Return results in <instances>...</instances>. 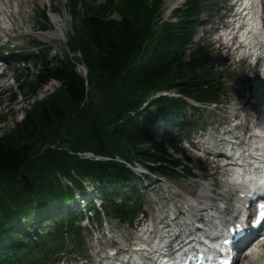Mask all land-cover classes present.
I'll list each match as a JSON object with an SVG mask.
<instances>
[{
    "label": "trees",
    "instance_id": "trees-1",
    "mask_svg": "<svg viewBox=\"0 0 264 264\" xmlns=\"http://www.w3.org/2000/svg\"><path fill=\"white\" fill-rule=\"evenodd\" d=\"M164 1L108 0L93 6L73 0L77 17L70 51L51 57V48L35 40L32 45L41 50L23 53L21 61L37 67L35 74L19 77L25 96H37L53 80L60 85L0 136V264H52L65 251L87 256L84 212L70 206L78 192H86L77 176H88L99 187L108 214L133 223L141 213L145 200L131 168L70 151L136 158L151 172L171 177L195 175L155 139L150 125L160 113L170 126L182 125L189 111L199 110L185 98L157 93L176 90L214 103L227 91L225 72L216 68L210 48L203 43L191 48L201 15L215 0H185L166 19L160 10ZM83 3L79 18L76 10ZM114 12L121 17H112ZM40 15L48 22L47 9ZM79 64L87 67L86 77ZM148 99L154 109L144 107Z\"/></svg>",
    "mask_w": 264,
    "mask_h": 264
},
{
    "label": "rangeland",
    "instance_id": "rangeland-1",
    "mask_svg": "<svg viewBox=\"0 0 264 264\" xmlns=\"http://www.w3.org/2000/svg\"><path fill=\"white\" fill-rule=\"evenodd\" d=\"M72 1L73 0H21L20 7L18 9L19 14L17 15V20L14 28H12V31H9L8 35L6 36L0 32V58L4 57V59H2V62L7 64L1 69V71L3 70V74L1 75L2 72L0 73V136L5 132L14 129L17 126V123L23 121L27 109L32 106L35 100L44 98L59 87L60 82L53 80L47 86H44L37 96H25L19 88V77H23L24 75L26 76L28 73L32 75L35 74L37 71V67H35L29 60L21 62V60H24V58H21L19 61H17L16 57H22L25 55L23 53L26 52H39L41 49L37 46L32 45V42L35 40L41 41L43 43L41 47L51 48V57L60 54L63 55L64 53L69 52L70 47L68 39H70L75 33L74 25L77 17L74 15L71 8ZM82 1L93 6H99L108 3V0ZM84 3L78 7V10H76L78 12L79 18L84 15ZM231 3V0L214 1L213 9L205 11L201 15L200 23L196 28L191 45V48H193L196 44L203 43L205 46L209 47L212 51V56L216 68L220 71L225 72V77L223 78V80L226 82L228 88L227 91L223 94L221 102L217 106L214 103L202 104L200 106L199 102L193 101L192 104L198 106L197 108L199 110L195 115H191L194 112L190 113L189 111V115L191 116L188 115V121L182 125L178 124L170 126L165 122V119L161 115V113L157 116L158 119L156 118L155 122L150 125V129L152 130L153 134H155V139H157V141H163L167 150L171 154H173L175 158L182 161L186 168L193 171L195 173L194 176L196 177L191 175L187 176L185 172H183L184 174H181L178 177H171L154 172H152V175H149L150 177H148L147 175L145 176V174L137 175L134 181L138 184L139 188L142 191L143 198L144 200H146L144 209L147 211L146 217L148 218H151V216H154L156 214L157 219L159 209L164 210L161 205L164 203H168L167 205H170V202H168V200L173 198V192L175 191L177 198H188L187 196L191 195L189 193L192 192V190L199 188L203 183L216 182V187H220L219 189H222V184H220V181L221 178H225L223 176L225 173V169H221L220 171H218L217 165L208 162L207 159L204 158L203 154H206L205 152L201 154L202 152L200 150L198 151L194 148L189 147L186 140L189 137L192 138L194 136L198 140L202 137L203 146H210L212 140L209 138V134H214L215 129L218 127V130H220L219 137L221 138V132L223 131V129L228 128V126H225L228 117H232L236 114L232 112L234 106L232 105L233 102L237 100L236 103H238L239 106L245 105L246 107L248 105L247 101L249 99V96L250 94H252V92L250 93V88L253 86V92H256L255 84L257 82L255 83V81H253L251 83L249 81L250 78L257 80L255 77L256 73L258 72L255 69L256 66L252 67L249 58H241V54H234L232 53L233 50L231 49L230 51H227L226 47L224 46V38L217 39L222 32L221 29L217 30L216 27H218L219 25L222 26L221 23H218L219 21H228L227 17L232 13V5L230 6ZM181 4L182 0H165L160 7V10L162 11L165 19L171 15L174 8ZM227 5H229L230 7L227 8ZM41 9L48 10V22H44V20L41 18ZM56 14L61 15L64 19L61 22L64 30L63 36H59L57 38L50 36L48 37V32H50L51 30H57L58 22L56 24V22L52 20L53 16ZM112 17L119 18L121 17V15L117 12H114L112 14ZM18 21L20 22V25L17 24ZM43 22L46 24V28H43L41 26ZM208 22H212L213 24H208ZM189 52L190 51H188L187 53V57L189 55ZM73 55L77 57L81 56L78 51H75ZM82 66L83 68H81ZM78 70L84 75V77L87 76L88 70L84 64H80ZM6 81L9 83L11 82L9 86H6ZM162 92L164 94V91ZM168 93L169 94H164V96H180V93L173 94L171 91H168ZM249 103L251 107L250 111L252 112L256 110L257 107H255V104H251V99ZM147 106L149 109H154L155 107L153 103L151 105H148V103H146L145 107ZM237 112L239 114L242 113V111H240L239 109ZM201 145L200 147L202 148ZM219 145H221V147L223 146L222 143H219ZM85 151L92 152L95 156L102 158L100 159L102 161H107V157L110 158L109 160L115 158L116 161L123 163L128 168H134L135 171L132 168L131 170L135 173L140 172L142 168L147 170V168L140 162V160L136 158L127 160L125 158H122L118 154L112 157V155H102L92 150H78L70 152L77 155L81 159H85V157L78 154L79 152ZM207 156L211 155L207 154ZM92 159L94 161H100L95 157L86 158L85 160ZM80 177H85L90 180L88 176ZM90 191L94 192L96 196H100V192H98L99 187L92 181V188L86 187V192H78L76 194V200L70 204L74 211L76 209L79 213L85 212V204H88L90 208L92 204V200L90 198L93 197L88 196L89 198H87L85 196L84 200L81 197V194H88V192ZM154 197H159V199L154 200ZM118 201L121 202L122 198H118ZM221 201L227 202L230 205L234 204L233 201H229V199L223 197L219 199V202ZM198 203L199 205L203 204L201 200H198ZM82 204L84 207L82 206ZM99 208L100 209H98L99 211L97 212V214L95 211V214L92 215V218H90L89 221L86 218V215H84V220L86 222L84 233L85 235H87V243L89 244L87 245L88 249L92 248L93 246H97L95 245L96 239L97 237L101 236L100 233L104 234L101 241L102 243L105 242L106 245H111V243H115V240L118 239H120L121 243L123 244H126V242L129 243L138 240L137 230H135L137 229V227L135 228V225L133 226L127 222H122L112 216L110 217L111 214H108L107 211H104L100 205ZM178 208L179 207L171 209V211L169 212L170 217H174L172 210H184L183 208ZM233 214L235 213H224L223 216L231 218ZM180 217L183 218V216ZM141 220L142 218L140 219V222ZM85 224H83V226ZM109 231H112L114 233L113 239L115 240L107 244V241L110 238ZM118 232H120L121 234ZM105 234H107L108 236L106 237ZM96 251L97 252L92 255V257L94 258L95 256H98L100 254V251H98V246L96 248ZM104 253L106 252L104 251ZM79 255L80 254L76 252L72 253L65 251L64 253L60 254V260H57L55 262H58L57 264H60V262H62L63 264L66 261L70 262L72 260H76ZM250 262L251 261L249 259V256H245L244 254L243 258L240 259L239 264H251L252 262Z\"/></svg>",
    "mask_w": 264,
    "mask_h": 264
},
{
    "label": "bare ground",
    "instance_id": "bare-ground-1",
    "mask_svg": "<svg viewBox=\"0 0 264 264\" xmlns=\"http://www.w3.org/2000/svg\"><path fill=\"white\" fill-rule=\"evenodd\" d=\"M239 1L241 2L238 8L243 7L242 11L245 10V15L244 17L240 16L238 18H235L234 24H237V22L240 21L243 24V26L241 30L237 31L236 38L238 40L237 41L238 45L234 48L231 47L230 49L233 50L232 53L234 54L240 53L242 55V58L243 57L249 58L251 63L253 62L254 58L258 59V57L261 56L259 57L260 60L258 64L261 67V73H262L260 75L261 80H255L257 82L255 89L256 92L252 91V94H250L249 99L247 101L248 105L246 107L245 105L239 106L238 103H236L237 100H235L232 104L234 105L232 112L240 116L236 118L237 123L233 127V131L235 133L230 137V139L235 142L234 146H237L239 148L235 151L236 155L239 154L237 157V160L238 161L240 160L239 163L235 162L233 164H229L227 167L220 164V159L226 157L227 147L229 146V144H226L227 147H221L220 145L221 148L219 147L218 153H211L209 150H204L203 144L201 145L202 148L199 147V150L202 152L201 154H203V152L206 153L203 154L204 158H206L208 162L217 165L218 171H220L221 169H225V173L223 175L225 178L224 179L221 178L220 181V184H222V189H219L220 187H216V182L203 183L199 188L192 190V192L189 193L191 195L187 196L188 198L185 197L177 198L176 197L177 195L175 194L176 191L174 190L175 192H173V198L168 200V202H170V205H167L168 203H164L161 205V207H163L164 210L159 209L160 211L159 216L162 217H164L163 216L164 214L165 215L168 214L171 211V209L180 206L186 208L185 210L187 211L186 217L190 216V214L192 215L195 212H197L198 224L197 227L193 229L192 237L189 242L194 240L205 241L208 237H216L219 234V232L225 228V226L229 227L230 225H232L231 223H233L231 222V219H226L230 217L223 216L224 213L229 214L230 212L232 213L237 211L238 209H242V207H246L249 198L251 196V193L252 195L255 192L264 193V176H262L260 172L262 171L261 168L264 167V146L261 145V142H264V33L260 28L261 27L260 19L262 15L260 10L261 0H236L235 2H239ZM20 4H21V0H0V32L5 36L8 35L9 31H12V28H14L16 24V20H17L16 18L17 15L19 14L18 9L20 7ZM52 20L55 21L56 24L58 22L57 30H51L50 32L47 33V36L54 38H57L59 36L62 37L64 30L61 25V22L62 20H64L63 17L61 15L56 14L53 16ZM218 23L224 24V26H229V23H225L222 21H219ZM17 24L20 25V22L18 21ZM216 28L217 30L221 29L222 31H224L219 35V38L217 39L224 38L226 41L231 40L230 35L232 34V31L223 29V25L222 26L219 25ZM2 66H4V64H2V62L0 61V70L2 69ZM81 68H83V66ZM257 73L255 76L258 75ZM10 83L7 82L6 86H9ZM172 93L176 94V92H172ZM164 94H169V93L168 91H166L164 92ZM250 99L252 100L251 104L255 102L256 103L255 107H257L256 110L252 112L250 111L251 110L249 103ZM242 108L246 112H244ZM238 109L242 111L241 114L237 112ZM244 129L246 130V132H244ZM209 135H210L209 138L213 141L214 134H209ZM223 139L224 138L222 137L221 138L222 143H223ZM194 146L196 147L197 145L194 144ZM213 146H216V144H213ZM207 154L209 155L211 154V156H207ZM240 154L242 155L241 159H240ZM81 155L85 157V159L91 158V152L85 151L81 153L80 156ZM100 159L102 158L100 157L97 158V160ZM109 159L110 158L108 157L106 160ZM145 167L147 168V166ZM147 170L142 168L140 172H138L137 174L138 175L145 174V176L152 175V172L148 168ZM87 196L94 197L99 201H101L100 197L96 196L92 191L88 192ZM221 197L227 198L229 199V201H233L234 204L230 205L224 201L219 202V199H221ZM153 199L156 200L159 199V197L158 198L154 197ZM198 200H201L203 204L199 205ZM100 206L104 211H106L103 204H101ZM84 208L85 210L88 211L89 205L85 204ZM142 208H143V213H147V211L144 209V205L142 206ZM98 209L100 208L97 205L96 214ZM111 216L112 215H110V217ZM112 217L117 218L114 215ZM235 218L236 217H233V219ZM223 219L228 220V222L226 223L224 222L220 224L219 221ZM119 220L122 221L121 219ZM183 230H185V228ZM109 234H110V238L108 237L109 239L107 241V244L115 240L113 239L114 233L112 231H109ZM100 235L102 236L97 237L95 244L98 246V251L102 250V247L106 245L105 242L102 243L101 241L104 234L100 233ZM105 235L106 237L108 236L107 234ZM185 239L186 238L184 237V231H183V233H181V243L184 242ZM116 241L117 240H115V242ZM87 245L89 244L87 243V238H86V246ZM97 246H93L92 248L89 249L87 247L88 254L87 256L84 257L86 259L91 258L92 255H94V253L97 252L96 251ZM242 253L245 254V256H249V259L252 262V263L250 262L251 264H264V241L256 242V240H253L249 242V244L243 248ZM179 260H180L179 258L177 259V257L173 256L172 260L170 261V264H178Z\"/></svg>",
    "mask_w": 264,
    "mask_h": 264
},
{
    "label": "built area",
    "instance_id": "built-area-1",
    "mask_svg": "<svg viewBox=\"0 0 264 264\" xmlns=\"http://www.w3.org/2000/svg\"><path fill=\"white\" fill-rule=\"evenodd\" d=\"M83 152H79L78 154L80 155ZM95 157L96 159L98 158V156H95L92 152H91V158ZM108 158V157H107Z\"/></svg>",
    "mask_w": 264,
    "mask_h": 264
}]
</instances>
